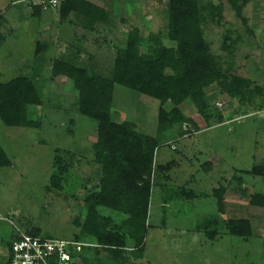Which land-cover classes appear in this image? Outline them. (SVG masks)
Listing matches in <instances>:
<instances>
[{"label":"rangeland","instance_id":"374dc122","mask_svg":"<svg viewBox=\"0 0 264 264\" xmlns=\"http://www.w3.org/2000/svg\"><path fill=\"white\" fill-rule=\"evenodd\" d=\"M86 1L107 16L93 29L84 26L75 13L63 20L58 10L42 11L41 19L32 18L28 3L34 0H0L3 30L8 34L0 46V81L32 78L35 73L34 82L42 97V105L30 109V117L40 123L39 128L7 127L0 121V145L12 162L11 167L0 168V264H6L7 243L33 229L42 237L57 240L80 237L85 197L95 191L100 176L92 148L96 123L74 109L77 93L71 83L64 77L51 78L53 61L63 59L109 77L115 52L124 47L130 28L140 32L141 51L146 50L150 35H159L170 45L165 40L167 0ZM200 4L204 38L221 68L250 78L264 89V0H247L241 17L228 0H200ZM210 5L221 8L220 15L211 16ZM248 27L253 37L247 33ZM225 37L234 40L232 54L221 48ZM37 43L40 50L35 56ZM208 95L209 111L220 113L221 122L213 119L207 123L186 100L180 109L194 123L183 127L190 134L180 136L179 130L185 133L184 129L176 127L158 135L159 102L122 86L114 87L112 121L133 122L138 132L158 137L159 142L148 231L140 259L132 258L136 264H264V209L250 205L252 195L264 194V97L242 106L217 89ZM56 149L65 160L72 157L60 190L49 183L56 173ZM207 162L212 165L209 169ZM167 164V170L156 169ZM255 166L263 167L262 174H251ZM221 185L226 188L223 213L213 196L214 188ZM181 188L192 191L195 198L181 197ZM98 212L116 225L125 219L106 208H98ZM228 219H248L253 236L229 235ZM212 231L216 235L210 239L206 232ZM81 239L77 241L92 243ZM132 248L129 242L128 250ZM81 252L77 264L83 256L89 264L111 261L105 260L108 256L102 250L98 255L91 249Z\"/></svg>","mask_w":264,"mask_h":264},{"label":"trees","instance_id":"16d2710c","mask_svg":"<svg viewBox=\"0 0 264 264\" xmlns=\"http://www.w3.org/2000/svg\"><path fill=\"white\" fill-rule=\"evenodd\" d=\"M228 2L237 17H241V11L247 0H228ZM167 3L165 40L170 45L164 43V39L159 35H150L146 50L141 51L140 32L136 27H132L127 32L124 47L118 48L115 52L113 69L109 77L93 74L86 67L63 59H55L51 67L52 79L64 77L76 91L74 104L76 112L96 123V138L92 148L94 162L100 167V176L93 187L95 191H91L85 197L86 212L83 222L79 224L80 237L74 240L77 241L82 237L98 245L83 249H91L95 255L99 254V250L104 251L108 256L105 260L111 259L106 261L109 264H136L132 258L138 260L143 253L155 175L154 156L159 146L158 137L138 132L133 122L123 121L118 124L112 121L111 109L115 85L159 102L158 135L168 133L176 127L184 129L187 124L194 125L180 109L186 100L193 104L207 123L213 119L215 122H221L223 117L220 113L214 115L209 111L208 94L212 89H217L220 94L235 99L238 105L242 106L250 105L259 96L264 97V89L256 81L231 69L223 70L213 56L210 45L204 38L202 26L205 24V18L200 0H167ZM208 10L212 16L220 15L222 9L210 5ZM70 13L80 16L84 26L91 29L97 23L106 21L107 17L103 9L86 0H72L59 10L60 18L63 20ZM41 16L40 8L31 9L30 17L41 19ZM3 29L1 16L0 46L8 35ZM247 30V33L253 37V31L249 27ZM9 31L12 32V28ZM233 41L230 37H225L221 45L223 51L232 54ZM39 50L40 45L37 43L35 56ZM34 75L35 73L32 78L19 76L7 82L0 81V121L3 125L22 128L40 127V123L30 117V109L42 105V97L34 82L37 75ZM167 104L170 108H165ZM181 131L179 130L180 136L190 134V130L186 128L183 130L185 133ZM60 151L59 149L54 151L53 163L56 166V173L51 175L49 180L50 185L57 190L61 189L63 176L68 173L70 167L68 162H72V157L65 160ZM205 165L207 168L212 167L209 162ZM11 166L10 158L0 145V168ZM156 169L167 170L169 166L159 165ZM262 171L263 167L255 166L251 174L260 175ZM225 191L226 188L222 185L213 190L220 213H223L222 201ZM180 195L187 200L195 198L192 191L183 188L180 190ZM250 205L264 209V194L252 195ZM98 208L120 213L125 219L120 225H116L112 218L100 215ZM226 229L229 235L243 239L252 237L254 233L253 225L248 219H228ZM24 234L40 236L39 230L35 229ZM206 234L213 239L216 231ZM18 237L19 235L12 238L7 245ZM129 242L133 244L131 250H128ZM81 253L78 257L72 255L76 258L74 264H77ZM5 258L8 264L6 254ZM81 261L84 263L86 257L83 256Z\"/></svg>","mask_w":264,"mask_h":264},{"label":"built area","instance_id":"2783aa9c","mask_svg":"<svg viewBox=\"0 0 264 264\" xmlns=\"http://www.w3.org/2000/svg\"><path fill=\"white\" fill-rule=\"evenodd\" d=\"M71 1L34 0V3L28 4L31 8L37 7L41 11L49 12L53 10L59 11L64 4ZM216 105L220 106L218 103ZM93 247H98V245L75 240L64 241L20 234L17 239L11 242L8 250H6V255L8 264H74L76 258L72 255H78L83 248ZM72 259L74 263H71Z\"/></svg>","mask_w":264,"mask_h":264},{"label":"crops","instance_id":"0c3cea01","mask_svg":"<svg viewBox=\"0 0 264 264\" xmlns=\"http://www.w3.org/2000/svg\"><path fill=\"white\" fill-rule=\"evenodd\" d=\"M79 261H80L81 264H85L86 263V261L84 263L81 260H79Z\"/></svg>","mask_w":264,"mask_h":264},{"label":"water","instance_id":"95a60500","mask_svg":"<svg viewBox=\"0 0 264 264\" xmlns=\"http://www.w3.org/2000/svg\"><path fill=\"white\" fill-rule=\"evenodd\" d=\"M71 263H74V260L73 259L71 260Z\"/></svg>","mask_w":264,"mask_h":264}]
</instances>
